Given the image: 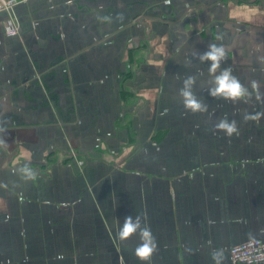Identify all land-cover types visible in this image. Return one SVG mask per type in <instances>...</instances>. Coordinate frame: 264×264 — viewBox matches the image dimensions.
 Returning a JSON list of instances; mask_svg holds the SVG:
<instances>
[{
	"label": "crops",
	"instance_id": "crops-1",
	"mask_svg": "<svg viewBox=\"0 0 264 264\" xmlns=\"http://www.w3.org/2000/svg\"><path fill=\"white\" fill-rule=\"evenodd\" d=\"M13 11L15 36L0 13V264H148L138 235L118 239L128 215L156 239L150 264H245L229 247L264 240V116L244 119L264 113V0ZM210 44L250 97L209 94L193 53ZM188 76L206 112L185 109ZM225 118L238 135L215 128Z\"/></svg>",
	"mask_w": 264,
	"mask_h": 264
},
{
	"label": "clouds",
	"instance_id": "clouds-1",
	"mask_svg": "<svg viewBox=\"0 0 264 264\" xmlns=\"http://www.w3.org/2000/svg\"><path fill=\"white\" fill-rule=\"evenodd\" d=\"M197 56L201 63L210 62L209 74L212 76V87L209 89V94L213 97L223 98L226 100L237 101L246 96L250 97L251 93L248 92L247 88L241 84L239 79L232 75L230 68L221 69V63L226 59V48L223 45L210 44L208 49L203 53H193ZM195 84V77L188 76L183 81V87L179 91V95L182 98L183 105L186 110L195 113H203L207 111V105L204 104L200 99L197 98L193 91ZM251 86L254 90H258L260 85L257 81H252ZM257 99L260 96L257 95ZM264 113H257L254 116H245V120H259ZM215 128L219 131H223L225 135L232 136L233 134L238 135L239 130L236 122L229 121L228 119H221ZM138 235L140 243L134 249V255L141 262H148L152 259L153 254L157 251V242L150 229V227L142 223L141 216L137 215L133 217L128 215L124 218V222L120 227L117 236L122 242L127 241L132 236ZM212 259L217 260V253L213 252Z\"/></svg>",
	"mask_w": 264,
	"mask_h": 264
},
{
	"label": "built area",
	"instance_id": "built-area-1",
	"mask_svg": "<svg viewBox=\"0 0 264 264\" xmlns=\"http://www.w3.org/2000/svg\"><path fill=\"white\" fill-rule=\"evenodd\" d=\"M27 0H0V13L7 12L6 32L9 36L19 33V25L14 14V6ZM83 161H80L82 163ZM229 254L233 262L255 264L264 262V240L250 239L229 247Z\"/></svg>",
	"mask_w": 264,
	"mask_h": 264
}]
</instances>
